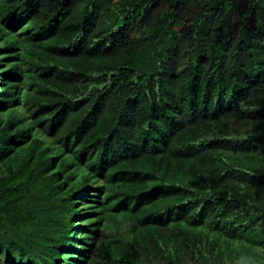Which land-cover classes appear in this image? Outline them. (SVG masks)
<instances>
[{
  "label": "trees",
  "instance_id": "16d2710c",
  "mask_svg": "<svg viewBox=\"0 0 264 264\" xmlns=\"http://www.w3.org/2000/svg\"><path fill=\"white\" fill-rule=\"evenodd\" d=\"M0 264H264V0H0Z\"/></svg>",
  "mask_w": 264,
  "mask_h": 264
}]
</instances>
